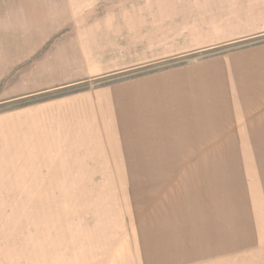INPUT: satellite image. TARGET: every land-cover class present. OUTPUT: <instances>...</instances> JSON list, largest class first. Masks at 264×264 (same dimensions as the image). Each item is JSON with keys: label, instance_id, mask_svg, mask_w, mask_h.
<instances>
[{"label": "rangeland", "instance_id": "obj_1", "mask_svg": "<svg viewBox=\"0 0 264 264\" xmlns=\"http://www.w3.org/2000/svg\"><path fill=\"white\" fill-rule=\"evenodd\" d=\"M22 5L0 264H264V0Z\"/></svg>", "mask_w": 264, "mask_h": 264}, {"label": "crops", "instance_id": "obj_2", "mask_svg": "<svg viewBox=\"0 0 264 264\" xmlns=\"http://www.w3.org/2000/svg\"><path fill=\"white\" fill-rule=\"evenodd\" d=\"M49 1V0H48ZM60 1V0H59ZM15 7V8H14ZM14 9V11H11L12 12V15L14 16V19H12V26L11 27H9V28H7V30H10V29H12L13 28V31H11L10 33H6V35H5V39L4 38H2V36H1V34H0V51L2 50H8L9 52L11 51V49H15V48H17L18 47V43H19V37H23V36H20V34H18V32H17V29H18V22H19V20H23V18L24 17H29V16H32L31 15V10L33 11V6L32 7H30V9H26L25 8V6H21V7H16V6H11V7H1L0 6V11H2L1 13H3L4 11H6V10H10V9ZM30 38V37H29ZM29 38H27V40L29 39ZM23 39H26V37H24ZM26 40V41H27ZM8 48V49H7ZM152 101V100H151ZM162 103V102H161ZM189 103H191L190 104V107H195L196 106V104L197 103H194L193 104V102H187V104H189ZM153 106V105H152ZM154 109V107L153 108H150V110H153ZM159 109H161L162 110V107H160ZM148 111H150L149 109H147ZM145 115V117H143L142 119H139V120H144L146 117H149V119H152V118H154V119H159V118H161L162 116L159 114V116H148L147 114H144ZM151 117V118H150ZM147 120V119H146ZM138 122H142V121H138ZM137 122V123H138ZM146 121L144 120V122L143 123H145ZM136 123V124H137ZM123 126H127V125H129V123L128 122H122L121 123Z\"/></svg>", "mask_w": 264, "mask_h": 264}]
</instances>
